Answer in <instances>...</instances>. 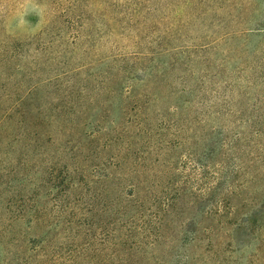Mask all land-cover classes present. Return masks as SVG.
Segmentation results:
<instances>
[{"label": "rangeland", "instance_id": "1", "mask_svg": "<svg viewBox=\"0 0 264 264\" xmlns=\"http://www.w3.org/2000/svg\"><path fill=\"white\" fill-rule=\"evenodd\" d=\"M55 3L61 5L53 11V0H0V56L4 47L30 43L21 52L19 69L0 65V113L32 86L20 107L38 144L27 141L20 129L7 130L6 138L18 144H0V202L14 199L16 191L24 198L33 193L50 216L57 209L50 172L55 175L64 163L65 133L61 96L49 78L69 56L96 69V60L108 54L135 50L128 33L116 29L109 38L94 20L89 37L72 52L68 47L60 53L64 57L37 58V38L66 27L58 21L65 0ZM154 4L157 19L141 18L139 37L143 44L153 32L151 38L161 37L154 45L163 46L164 40L172 50L133 94H154L157 107L150 106L147 113L154 124L164 125L153 128L143 146L152 184L145 202L166 211V228L161 227L162 238L154 245L144 242L131 264H264V0ZM64 32L60 45L67 42ZM32 58L36 63L29 64ZM13 226L21 229L28 223ZM106 230L102 224L94 229L93 264H114L111 246L101 241ZM4 241L0 256L8 246Z\"/></svg>", "mask_w": 264, "mask_h": 264}, {"label": "trees", "instance_id": "2", "mask_svg": "<svg viewBox=\"0 0 264 264\" xmlns=\"http://www.w3.org/2000/svg\"><path fill=\"white\" fill-rule=\"evenodd\" d=\"M155 1L65 0V6L58 12V21L66 25L65 30L46 32L43 39L35 41L37 58L57 57L68 47L72 52L78 42L89 37L88 28L96 20L105 27L109 38L115 37L116 29L121 34L128 33L135 40L132 42L135 50L129 54L120 50L108 54L96 60V69L77 64L69 56L49 78L48 82L61 96L60 124L65 133L64 163L55 175L52 169L49 174L52 180L49 187L56 189V215L50 216L46 206L38 205L33 193L24 198L16 191L14 199L6 204L0 202V224L6 222L0 225V240L7 238L4 242L8 243L3 247L0 264H93L94 229L98 224L108 229L104 233L106 239L101 241L111 246L109 258L114 264H131L141 254L144 242L151 246L162 238L161 227L166 228L162 212L166 211L145 202L152 184L146 177L150 163L144 164L143 143L150 138L153 128L163 129L164 125L154 124L155 120L147 113L150 106L157 107L156 96L133 94L134 88L158 69L157 63L172 50L164 40L163 46L154 45L161 37L151 38L153 32L143 44L139 37L141 18L157 19ZM162 1L169 6L175 3V0ZM53 3V11L61 5L55 0ZM8 18L6 15V21ZM63 31L67 34L66 45L59 44ZM29 45L16 43L4 47L1 68L14 64L19 69L21 52H27ZM31 63L36 60L29 59ZM61 80L59 90L57 82ZM31 88L15 101H8L0 113V144H18L17 140L6 138L7 130L17 128L27 141L38 145L35 134H29L25 110L20 107ZM185 91L183 88L181 92ZM17 180L21 183L25 178ZM29 202L35 204L27 207ZM168 207L167 202L165 209ZM15 222H27L28 226L20 229L13 226ZM181 231L187 230L182 227Z\"/></svg>", "mask_w": 264, "mask_h": 264}]
</instances>
